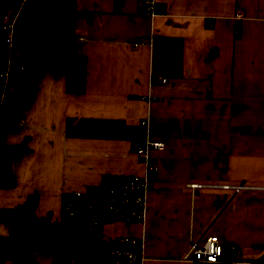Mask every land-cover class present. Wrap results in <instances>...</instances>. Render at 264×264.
<instances>
[{
  "label": "crops",
  "instance_id": "1",
  "mask_svg": "<svg viewBox=\"0 0 264 264\" xmlns=\"http://www.w3.org/2000/svg\"><path fill=\"white\" fill-rule=\"evenodd\" d=\"M154 1L162 12L144 13L141 0H74L88 13L70 21L83 90L66 92L62 72L38 75L7 141L28 150L10 163L0 208L35 193L33 213L57 220L65 194L143 175L142 221L100 226L140 241L141 264H193L182 234L204 229L232 245L234 264H264V188L221 186H264V0ZM144 135L165 140L148 152L147 174L135 150ZM54 260L25 250L0 264Z\"/></svg>",
  "mask_w": 264,
  "mask_h": 264
},
{
  "label": "trees",
  "instance_id": "2",
  "mask_svg": "<svg viewBox=\"0 0 264 264\" xmlns=\"http://www.w3.org/2000/svg\"><path fill=\"white\" fill-rule=\"evenodd\" d=\"M11 1L7 0V6ZM38 6L35 22L14 24L13 45L18 48L19 56L6 77H0V85L5 83L9 88L8 93L0 95V187L14 185L10 163L28 150L24 139L8 143L4 137L18 132L20 115L31 99L38 75L64 73V88L68 93L81 92L85 83V58L75 44L70 21L86 16L87 11L79 9L74 0H40ZM5 59L0 37V71L5 67ZM119 178L104 177L102 183L86 190L97 191ZM35 202L36 195L32 193L21 204L0 208V224L9 228L7 235H0V261L15 260L20 252L27 250L52 252L54 264H113L108 251L121 245L118 237L103 236L100 226L88 229L82 216L68 224L50 220L49 214L36 216ZM260 247L263 251L257 260L264 261V244ZM224 249L215 262L193 264H234L235 251Z\"/></svg>",
  "mask_w": 264,
  "mask_h": 264
},
{
  "label": "built area",
  "instance_id": "3",
  "mask_svg": "<svg viewBox=\"0 0 264 264\" xmlns=\"http://www.w3.org/2000/svg\"><path fill=\"white\" fill-rule=\"evenodd\" d=\"M26 0H21L23 4ZM143 11L146 14L162 12L160 3L154 0H141ZM9 9L0 14V37L2 45L6 51L5 67L0 71V77H6L8 71L18 58V48L13 45L14 18H9ZM240 14L235 15L239 18ZM151 80L165 82L164 77L152 75ZM8 86L4 83L0 85V95L8 93ZM19 123V122H18ZM1 126V125H0ZM165 140L161 137H151L144 135L142 142L136 147V155L145 165V173H150L155 169V165L147 163L150 149L162 148ZM190 187H199L202 183H189ZM213 186V185H212ZM221 186L231 189L233 193L242 189H259L264 186H253L245 181L232 184H221ZM146 182L143 175L127 174L109 185L97 191H74L62 196L60 205V215L57 218L59 223H73L79 216L84 217V225L88 229L98 228L102 224L119 221L140 222L145 215ZM182 238L187 243V254L193 262H215L224 253V247L232 250V245L224 243L221 236L216 232H209L204 229L200 235L192 237L187 231L182 234ZM121 245L113 246L108 251L113 264H141V243L132 236L120 237Z\"/></svg>",
  "mask_w": 264,
  "mask_h": 264
},
{
  "label": "water",
  "instance_id": "4",
  "mask_svg": "<svg viewBox=\"0 0 264 264\" xmlns=\"http://www.w3.org/2000/svg\"><path fill=\"white\" fill-rule=\"evenodd\" d=\"M39 1L26 0L22 4L21 0H12L7 6L9 9V18H14L15 24H32L39 16Z\"/></svg>",
  "mask_w": 264,
  "mask_h": 264
},
{
  "label": "rangeland",
  "instance_id": "5",
  "mask_svg": "<svg viewBox=\"0 0 264 264\" xmlns=\"http://www.w3.org/2000/svg\"><path fill=\"white\" fill-rule=\"evenodd\" d=\"M9 4V3H8ZM7 8V0L3 1V3L0 5V14L2 13V11H4L5 9ZM13 138V134H6L4 140H7L8 142H11ZM9 232L8 228L3 225V224H0V235H7Z\"/></svg>",
  "mask_w": 264,
  "mask_h": 264
}]
</instances>
